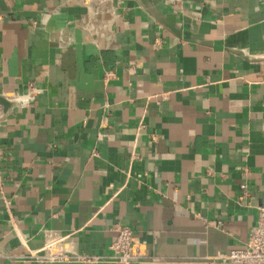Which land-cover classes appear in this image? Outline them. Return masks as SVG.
Segmentation results:
<instances>
[{
  "label": "crops",
  "instance_id": "obj_1",
  "mask_svg": "<svg viewBox=\"0 0 264 264\" xmlns=\"http://www.w3.org/2000/svg\"><path fill=\"white\" fill-rule=\"evenodd\" d=\"M0 96V264H115L120 225L140 264L245 248L264 0H0Z\"/></svg>",
  "mask_w": 264,
  "mask_h": 264
},
{
  "label": "built area",
  "instance_id": "obj_2",
  "mask_svg": "<svg viewBox=\"0 0 264 264\" xmlns=\"http://www.w3.org/2000/svg\"><path fill=\"white\" fill-rule=\"evenodd\" d=\"M89 3L101 5L108 0H87ZM10 100L20 101V98ZM244 199L248 193V185L244 183L241 186ZM258 221L251 229L249 239L243 249H234L228 253L222 254L219 260L225 264H264V205L258 208ZM117 237L111 244L114 252L113 262L115 264H140L145 259V255L138 245L134 230L128 225L117 227ZM60 236H53L50 242L59 241ZM55 257V256H54ZM56 258V257H55ZM78 258V257H77Z\"/></svg>",
  "mask_w": 264,
  "mask_h": 264
},
{
  "label": "water",
  "instance_id": "obj_3",
  "mask_svg": "<svg viewBox=\"0 0 264 264\" xmlns=\"http://www.w3.org/2000/svg\"><path fill=\"white\" fill-rule=\"evenodd\" d=\"M14 104V101L7 99L6 97L0 96V106L3 107L5 112H8V110L12 107Z\"/></svg>",
  "mask_w": 264,
  "mask_h": 264
}]
</instances>
